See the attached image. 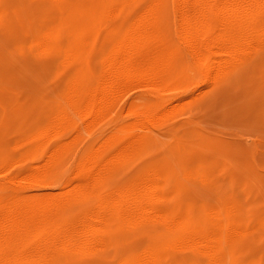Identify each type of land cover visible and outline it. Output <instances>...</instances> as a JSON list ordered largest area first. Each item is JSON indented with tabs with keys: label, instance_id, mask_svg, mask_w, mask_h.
I'll return each instance as SVG.
<instances>
[{
	"label": "rangeland",
	"instance_id": "374dc122",
	"mask_svg": "<svg viewBox=\"0 0 264 264\" xmlns=\"http://www.w3.org/2000/svg\"><path fill=\"white\" fill-rule=\"evenodd\" d=\"M152 2L0 0V171L12 178L1 174L0 182L24 197L60 200L70 219L92 213L99 196L129 198L142 183L158 185L167 219L136 210L91 242L54 245L48 264H210L183 226L208 232L219 225L222 261L264 264V35L226 73L205 81L180 38L173 0H160L167 78L128 82L96 116L68 128L59 123L62 113L73 116L76 86L98 88L105 58ZM51 34L62 43H48ZM145 111L153 120L135 127ZM129 132L135 140L116 152V136ZM97 150L105 171L80 186L78 167Z\"/></svg>",
	"mask_w": 264,
	"mask_h": 264
},
{
	"label": "bare ground",
	"instance_id": "6f19581e",
	"mask_svg": "<svg viewBox=\"0 0 264 264\" xmlns=\"http://www.w3.org/2000/svg\"><path fill=\"white\" fill-rule=\"evenodd\" d=\"M159 1L154 0L141 9V13L131 22L123 39L105 58L104 75L98 88L76 86L68 104L73 116L68 114L70 112H64L60 116L59 123L61 121L64 128L84 117L96 116L106 101L117 96L128 82L150 80L161 83L167 78L169 71L158 48L161 39L158 40L157 36L156 5ZM173 2L178 16L180 38L183 43L190 45L205 81L226 73L231 65L245 56L253 47V43H258L264 35V0H173ZM78 27L77 30L83 32L82 27ZM45 40L48 43H62L55 34L49 35ZM83 101L84 108L80 111L77 107ZM152 120L150 112H141L138 114L135 127H143ZM130 132L116 136L114 144L111 145L117 146L116 152H122L133 143L136 137ZM102 153L101 150L90 152L86 156L85 166L78 167L80 186L91 183L98 178L99 173L105 171V164L100 162ZM46 172V169L41 170V173ZM1 174L4 178L12 180L6 177L5 169L0 171ZM29 174L38 175L33 171ZM157 186L153 184L151 187L149 184L148 187V184L142 183L138 188L135 187L137 190L133 191L129 198L121 196L120 199L118 196L119 199L112 200L105 195L99 196L96 198L92 213L70 219L65 215V204L60 200L24 197L20 195L19 188L9 187L6 182H0V264H48L54 245L91 242L99 236H104L111 222L136 210L147 211L153 218L165 220L170 213L158 206ZM183 229L185 237L196 243L200 251L210 257V264H226L222 261L220 251L223 239L220 225L208 232H199L186 226H183ZM96 247L97 244L94 248ZM133 264L155 263L148 259L138 260Z\"/></svg>",
	"mask_w": 264,
	"mask_h": 264
}]
</instances>
